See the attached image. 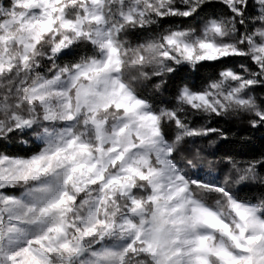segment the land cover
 <instances>
[{
	"label": "snow or ice",
	"instance_id": "obj_1",
	"mask_svg": "<svg viewBox=\"0 0 264 264\" xmlns=\"http://www.w3.org/2000/svg\"><path fill=\"white\" fill-rule=\"evenodd\" d=\"M257 137L264 0H0V264H264Z\"/></svg>",
	"mask_w": 264,
	"mask_h": 264
},
{
	"label": "trees",
	"instance_id": "obj_2",
	"mask_svg": "<svg viewBox=\"0 0 264 264\" xmlns=\"http://www.w3.org/2000/svg\"><path fill=\"white\" fill-rule=\"evenodd\" d=\"M228 127L230 130V134L232 132H235L237 135H240L243 131L239 125H230ZM225 150H232L234 152L242 154L264 151V140H260L259 137L248 142L236 139L231 144L226 145Z\"/></svg>",
	"mask_w": 264,
	"mask_h": 264
}]
</instances>
